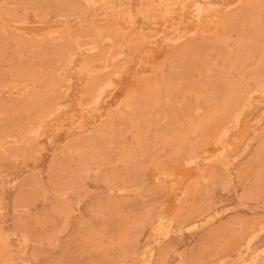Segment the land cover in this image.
<instances>
[{"label": "rangeland", "instance_id": "rangeland-1", "mask_svg": "<svg viewBox=\"0 0 264 264\" xmlns=\"http://www.w3.org/2000/svg\"><path fill=\"white\" fill-rule=\"evenodd\" d=\"M0 264H264V0H0Z\"/></svg>", "mask_w": 264, "mask_h": 264}]
</instances>
